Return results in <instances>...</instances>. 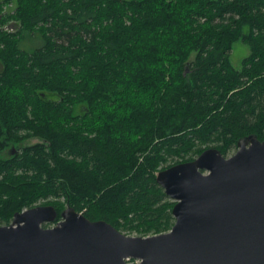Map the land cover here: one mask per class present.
<instances>
[{
  "label": "trees",
  "instance_id": "1",
  "mask_svg": "<svg viewBox=\"0 0 264 264\" xmlns=\"http://www.w3.org/2000/svg\"><path fill=\"white\" fill-rule=\"evenodd\" d=\"M249 135L264 139V0L0 1V226L40 203L168 232L156 173Z\"/></svg>",
  "mask_w": 264,
  "mask_h": 264
},
{
  "label": "water",
  "instance_id": "2",
  "mask_svg": "<svg viewBox=\"0 0 264 264\" xmlns=\"http://www.w3.org/2000/svg\"><path fill=\"white\" fill-rule=\"evenodd\" d=\"M155 180L175 202L168 232L129 236L37 205L0 226V264H264V139H239L230 157L208 148Z\"/></svg>",
  "mask_w": 264,
  "mask_h": 264
},
{
  "label": "rangeland",
  "instance_id": "3",
  "mask_svg": "<svg viewBox=\"0 0 264 264\" xmlns=\"http://www.w3.org/2000/svg\"><path fill=\"white\" fill-rule=\"evenodd\" d=\"M0 1H2V0H0ZM3 9H4L3 12H10L11 10L14 9V2H11V4L5 5L3 7ZM4 27H6V25H4ZM27 40L31 41L33 46L38 44V40L35 37L32 38V39H27ZM31 42H29V43H31ZM29 43L24 41L22 43L23 48L24 49L32 48V45H29ZM248 53H249V50H248V47L245 44H243L242 42H236L233 45V48H232V51H231V55H230V60H231L232 65L235 68H237V69L240 68L242 59L245 56H247ZM37 142H38V139L32 138V139H29L26 143L29 144V145H32V144H35ZM236 150H237V147L234 148L232 151L228 152L225 157H230L231 155H233L236 152ZM171 163H172V161H169L167 164H171ZM37 205H40V203L37 204ZM45 226H49V225H45ZM121 232H123L124 234L129 235V236H140V235H138L135 232H132V233H130L128 231H121ZM148 236H150V234ZM130 263H134V262H130Z\"/></svg>",
  "mask_w": 264,
  "mask_h": 264
}]
</instances>
